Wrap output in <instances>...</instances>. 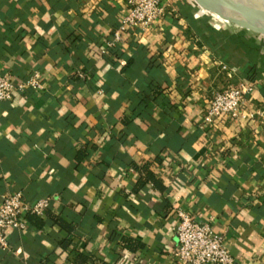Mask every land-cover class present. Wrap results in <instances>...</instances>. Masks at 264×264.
Masks as SVG:
<instances>
[{"label": "crops", "instance_id": "0c3cea01", "mask_svg": "<svg viewBox=\"0 0 264 264\" xmlns=\"http://www.w3.org/2000/svg\"><path fill=\"white\" fill-rule=\"evenodd\" d=\"M165 2L111 47L127 0H0V70L41 83L0 102V205L50 200L0 264H176L178 210L264 264V36ZM245 82L247 116L205 127L214 94Z\"/></svg>", "mask_w": 264, "mask_h": 264}, {"label": "built area", "instance_id": "2783aa9c", "mask_svg": "<svg viewBox=\"0 0 264 264\" xmlns=\"http://www.w3.org/2000/svg\"><path fill=\"white\" fill-rule=\"evenodd\" d=\"M169 9L165 0H127V13L119 29L114 31L111 47L121 39L123 32L138 28L148 32ZM82 77V75L80 74ZM41 89L38 74L23 82H15L9 75L0 70V102L12 100L16 93ZM255 90L252 83H242L238 87L226 88L214 94L206 104L203 114L205 127L213 130L222 121H236L245 118L243 110L247 98ZM50 200L43 199L35 203L25 202L21 193L3 196L0 205V248L6 250V234L10 231L24 232L27 229V217H42L49 208ZM178 224L175 233L178 246L173 252L176 264H240L225 247L224 238L215 233L212 222L193 219L185 212L178 210Z\"/></svg>", "mask_w": 264, "mask_h": 264}, {"label": "water", "instance_id": "95a60500", "mask_svg": "<svg viewBox=\"0 0 264 264\" xmlns=\"http://www.w3.org/2000/svg\"><path fill=\"white\" fill-rule=\"evenodd\" d=\"M200 9L223 22L264 36V0H194Z\"/></svg>", "mask_w": 264, "mask_h": 264}, {"label": "trees", "instance_id": "16d2710c", "mask_svg": "<svg viewBox=\"0 0 264 264\" xmlns=\"http://www.w3.org/2000/svg\"><path fill=\"white\" fill-rule=\"evenodd\" d=\"M239 46H241L240 49H242V50H246V51H248L247 49H251V45H250V44H248V43H246V42H244V41H241V40L239 41ZM248 52H249V51H248ZM247 79H249V80H251V81H253V80L256 79V72H255L254 68H251V70H249V71L247 72ZM147 179L150 180V181H152V182L154 183V185L157 184V182H156L152 177H150L148 174H147ZM143 185H144V182L140 185V187H142ZM27 218H28V220H29V219H30V220H33L34 218H37V217H34V216H28ZM121 243L123 244V246H124L125 248H130V249H132L131 246H129V241L126 240L125 238H122Z\"/></svg>", "mask_w": 264, "mask_h": 264}]
</instances>
